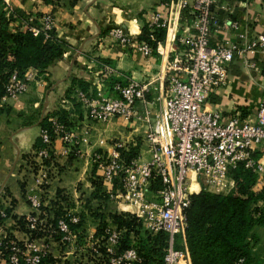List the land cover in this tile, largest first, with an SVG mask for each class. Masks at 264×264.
<instances>
[{
    "label": "crops",
    "instance_id": "0c3cea01",
    "mask_svg": "<svg viewBox=\"0 0 264 264\" xmlns=\"http://www.w3.org/2000/svg\"><path fill=\"white\" fill-rule=\"evenodd\" d=\"M169 2L2 0L0 5L5 11L23 13L19 17L14 14V20L8 26L10 32L24 30L28 18L35 22L42 14L51 12L55 19V36L66 44L62 55L37 73L26 93L18 98H0V204L10 207L6 227L18 239L26 236V228L20 222L32 211L29 196L39 198L46 217L54 225L59 213L79 216V228L71 227L76 223H70L71 242L84 229L88 237L92 233L97 235L99 219L92 215L97 206H106L108 212H119L107 187L101 184L100 190L96 189L98 175L90 156L95 150H112L119 142L124 146L137 144L146 154V125L143 121L119 116L107 122L93 120L78 100L76 92L81 89L78 81L87 85L82 91L95 100L98 99L96 80H100L104 96L117 95V86L130 79L148 82L149 91L136 107L140 113L146 109L156 113L168 89L164 64L179 51L188 59L189 51L183 40L193 31V15L189 9L176 13ZM213 11L218 28L210 39L211 45L223 38L241 40L244 33L250 36L264 33V0H217ZM155 14L165 21V25L150 29L154 48L149 56L114 41L109 35L108 29L120 25L139 41L144 27ZM233 22H238L237 28L231 26ZM156 27L162 28L160 39L155 37ZM255 57L258 70L246 71L238 58L230 62L229 82L209 94L215 96L213 99L208 97L209 107L223 111L226 116H230L235 105L256 108L255 100L264 91L261 90L264 86V58L261 51ZM102 64L109 66L110 74L101 71ZM252 111L244 116L253 114ZM54 112L64 116L66 124H63L72 135L65 141L61 134H53L52 152L49 158L43 159L35 147L41 129L40 120L47 115L51 124L52 118L58 117ZM115 131L122 135L121 141L110 140L109 136ZM134 135H141V141L134 140ZM83 137L86 141L82 140ZM255 156L264 162L260 151ZM101 192L107 200L97 197ZM122 208L130 210L129 205H122ZM107 216L111 225L107 226L112 227L114 223ZM262 228L264 226L257 227L255 231L258 233ZM39 236L54 245L51 253L54 257L57 255L54 253H58V257L65 260L72 253V249L63 246L56 250L58 243L62 242L57 232L48 230Z\"/></svg>",
    "mask_w": 264,
    "mask_h": 264
},
{
    "label": "built area",
    "instance_id": "2783aa9c",
    "mask_svg": "<svg viewBox=\"0 0 264 264\" xmlns=\"http://www.w3.org/2000/svg\"><path fill=\"white\" fill-rule=\"evenodd\" d=\"M216 1L170 0L176 13L189 9L193 15V31L183 40L189 51L188 59L179 51L164 64L168 89L156 113L152 114L148 109L140 113L136 107L149 91L148 82L130 79L117 86V95L104 96L100 80H96L97 100L89 98L83 91L76 92L78 100L95 121L107 122L119 116L145 123L146 154L140 151L138 157L127 164L120 151L124 144L119 142L112 150L93 151L90 159L118 209L125 210L122 205H130L146 229L167 233L164 264H181L184 259V251L175 246V236L185 228V210L193 194L201 189L228 193L234 185L229 171L238 164H243L256 175L255 191L264 188V162L255 156L257 151L264 155V95L253 114L248 116H240L239 112L226 116L223 111L207 105L209 94L228 84V66L234 59L238 58L246 71L259 69L255 54L261 51L264 58V33L252 36L244 33L241 40L223 38L211 45L210 39L218 28L213 11ZM33 21L28 18L25 24L33 35L42 31L47 37L55 25L51 12ZM148 24L164 26L165 21L155 14ZM231 26L237 28L238 22ZM109 35L144 56L152 52L148 44L133 38L120 25L112 26ZM101 71L105 75L111 73L105 64H102ZM37 73L35 68H28L21 75L12 72L3 98H18L26 93ZM50 125V128L40 129L42 145L37 152L43 159L50 157L53 134H61L65 141L72 135L57 118H52ZM82 140L86 141V137ZM190 172L195 174L197 191L190 189ZM157 181L160 186L151 192L153 199H148L149 188ZM29 201L32 211L23 219L27 231L23 239H18L6 227L5 220L9 215L4 207H0V264H41L50 253L49 242L39 236L45 231L61 234L62 241L71 240L70 223H78L79 216L63 213L54 225L46 217L38 197L29 196ZM100 236L92 233L88 241L96 243ZM101 238L106 239L104 249L110 264L141 262L135 246L116 253L119 230L104 229Z\"/></svg>",
    "mask_w": 264,
    "mask_h": 264
},
{
    "label": "trees",
    "instance_id": "16d2710c",
    "mask_svg": "<svg viewBox=\"0 0 264 264\" xmlns=\"http://www.w3.org/2000/svg\"><path fill=\"white\" fill-rule=\"evenodd\" d=\"M53 1L44 0L45 3ZM2 7L0 5V98L5 93V85L12 72L16 71L21 75L28 68H35L38 72L43 71L62 55L66 47L64 40L55 36L54 28L48 32L47 37L42 31L33 35L27 28L16 33L10 32L8 26L10 21L14 20V14H16L15 17H19L23 13L16 10L7 12ZM153 27L155 25L150 26L147 23L139 36V42L148 44L151 49L154 48V41L150 38V29ZM154 29L155 37L160 39L162 28ZM78 82L81 86L80 91H85L87 85L82 81ZM54 115L58 116L59 122L66 124L60 112ZM40 124L41 127L50 128L47 115L43 116ZM41 145L39 137L36 149ZM120 151L128 164L138 157L140 147L137 144L125 145L120 148ZM229 175L233 178L234 185L228 193H213L201 189L190 198V204L185 210V228L182 234L175 236V246L184 251V260L188 264H261V256L255 251L259 239L255 228L264 226V188L260 191L253 189L256 175L243 164H238L236 168L231 169ZM96 180V189L100 190L102 182L98 176ZM159 186L157 181L150 186L149 191H154ZM103 195L101 192L97 197L107 200V197ZM0 207H4L9 215L10 207L2 204ZM58 215L60 216V213ZM92 215L99 219L97 234L101 232V226L105 228L107 215L117 228H133L136 222V218L121 212H108L106 206H97L92 210ZM20 223L24 226V221ZM79 225L80 222L71 227L79 228ZM181 235L184 241L183 246L179 244ZM137 239V245L129 244L128 247L137 248L141 256V262L138 264H144L145 261L153 263L154 259L164 264L163 256L168 239L166 232L158 231L152 235L142 229V234L137 236ZM158 249L162 250V253Z\"/></svg>",
    "mask_w": 264,
    "mask_h": 264
},
{
    "label": "rangeland",
    "instance_id": "374dc122",
    "mask_svg": "<svg viewBox=\"0 0 264 264\" xmlns=\"http://www.w3.org/2000/svg\"><path fill=\"white\" fill-rule=\"evenodd\" d=\"M109 30L110 29H108V31ZM261 90H264V86H263V88H261ZM262 95H264V91H263V93L260 94L259 99L255 100V102L257 104H258L259 100L261 99ZM208 97L213 99L215 96L209 95ZM232 99H233V97H232ZM256 103H255V105H256ZM207 104H208V98H207ZM248 107L250 109H247ZM256 107H257V105H256ZM255 109L256 108H254L253 105L252 106H250V105L243 106L242 108L235 105V108H233L231 110V113L229 115H233V114L237 113L239 110V111H241L239 115L244 116L243 114L246 115L248 112H250V110L255 111ZM109 138L112 142H118V141H121L122 135L115 131L113 133V135L109 136ZM141 138H142L141 135H134L133 136L134 140L138 139L141 141ZM191 189L193 191L198 190V185H196V186L193 185ZM151 192L152 191H150L148 193V196H147L148 199H153ZM118 210H119V212L125 214L126 216L129 215L131 217L136 218V222H135V225L133 226V228H125V227L124 228H117L115 226V224L112 225V227L107 226V225H110L109 224L110 222L106 219V221H105L106 225H105L104 229L110 228V229H114L116 231H118V230L120 231V240H119L118 244L115 246V249L117 250L116 253H119L121 250L128 247L129 244L130 245H137V240H138L137 236L142 234V229L146 230L147 232L151 233L152 235H154L156 233V232H153L151 230L146 229L140 223L141 221L138 220L136 215L133 213L134 212L133 210H135L134 208L130 209V211L120 210V209H118ZM100 228H101V230H100L101 232H99L98 235L102 236V235H104V229L102 226ZM258 234H259V239H258V242L255 246V251L258 255L261 256V264H264V229L262 228V229L258 230ZM101 236H100L98 242L96 241V243L90 244V242L88 241V232L85 231V229H84L83 233L82 232L77 233L76 237L74 239H72L73 242H71V240L70 241L64 240L62 242H59L58 247L56 249L57 251L60 249L61 246L66 247L67 249L68 248L72 249V253L65 260L59 258L58 253H54L55 255L57 254L55 257L53 255H51V253L55 247H54V245H51L49 243L50 253H49V256L43 260L44 263L42 262V264H110V261L108 260V257L106 256L105 249H104V246L106 244V239H102ZM59 237H61L60 234H59ZM179 244L181 246L184 245L182 235H181V241ZM158 250L162 253V250H160V249H158ZM60 252H61V250H60ZM155 260L156 259H154V261ZM154 261H153V263L152 262L147 263L145 261L144 264H160L157 261H155V263H154ZM181 264H188V263L186 262V260L183 259ZM257 264H259V263H257Z\"/></svg>",
    "mask_w": 264,
    "mask_h": 264
},
{
    "label": "bare ground",
    "instance_id": "6f19581e",
    "mask_svg": "<svg viewBox=\"0 0 264 264\" xmlns=\"http://www.w3.org/2000/svg\"><path fill=\"white\" fill-rule=\"evenodd\" d=\"M188 177H189V181H190V183H189L190 189L192 188L193 185H195V186L198 185L197 182L195 181V174H194V172H190L189 175H188ZM129 207H130V209L133 208L130 205H129Z\"/></svg>",
    "mask_w": 264,
    "mask_h": 264
}]
</instances>
